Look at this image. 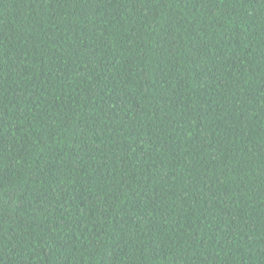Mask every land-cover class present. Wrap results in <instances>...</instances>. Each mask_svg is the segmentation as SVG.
<instances>
[{
	"label": "trees",
	"instance_id": "1",
	"mask_svg": "<svg viewBox=\"0 0 264 264\" xmlns=\"http://www.w3.org/2000/svg\"><path fill=\"white\" fill-rule=\"evenodd\" d=\"M0 264H264V0H0Z\"/></svg>",
	"mask_w": 264,
	"mask_h": 264
}]
</instances>
